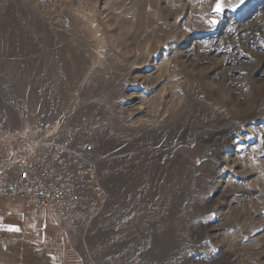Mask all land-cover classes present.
<instances>
[{
    "label": "rangeland",
    "instance_id": "rangeland-1",
    "mask_svg": "<svg viewBox=\"0 0 264 264\" xmlns=\"http://www.w3.org/2000/svg\"><path fill=\"white\" fill-rule=\"evenodd\" d=\"M0 125L69 133L106 197L78 235L18 197L0 264H264V0H0Z\"/></svg>",
    "mask_w": 264,
    "mask_h": 264
},
{
    "label": "built area",
    "instance_id": "built-area-1",
    "mask_svg": "<svg viewBox=\"0 0 264 264\" xmlns=\"http://www.w3.org/2000/svg\"><path fill=\"white\" fill-rule=\"evenodd\" d=\"M0 197L24 207L49 206L63 233L87 229L105 202L101 178L88 154L58 127L5 131L0 125Z\"/></svg>",
    "mask_w": 264,
    "mask_h": 264
},
{
    "label": "crops",
    "instance_id": "crops-1",
    "mask_svg": "<svg viewBox=\"0 0 264 264\" xmlns=\"http://www.w3.org/2000/svg\"><path fill=\"white\" fill-rule=\"evenodd\" d=\"M18 197H14V198H4V197H0V225L4 224L6 221H15L19 224V227H22V225L24 226L25 223H19L18 221L14 220V211H17V205L15 204V199H17ZM23 202V201H22ZM24 208V205H23ZM26 209V208H24ZM57 255V254H56ZM10 257L8 256L7 258H3L4 261H7ZM62 258V257H61ZM59 264H63L62 263V259H60ZM71 262V261H70Z\"/></svg>",
    "mask_w": 264,
    "mask_h": 264
},
{
    "label": "flooded vegetation",
    "instance_id": "flooded-vegetation-1",
    "mask_svg": "<svg viewBox=\"0 0 264 264\" xmlns=\"http://www.w3.org/2000/svg\"><path fill=\"white\" fill-rule=\"evenodd\" d=\"M17 226H19V224L17 223V222H15V221H6L4 224H2V225H0V235H1V233L2 232H7V233H9V236H10V234H12V236H15V234L17 233V231L16 230H14V229H12V231H10L9 229H10V227H15V228H17ZM18 229V228H17ZM17 238V237H16ZM19 239V238H18ZM18 239H13V240H15V242L16 243H20L19 242V240ZM41 245V244H40ZM44 247V246H43ZM38 253H40L39 251H38ZM44 253L46 254V250H44ZM41 254H42V252H41ZM46 257H44V263H46V264H48V263H51L49 260H51L52 259V257H47V255H45ZM12 259V258H11ZM29 259H31V258H28V260H25V257H24V255H21L19 258H18V260H17V262H16V264L18 263V264H34V263H32V261H29ZM13 261V260H12ZM57 262V261H56ZM13 263H15L14 261H13Z\"/></svg>",
    "mask_w": 264,
    "mask_h": 264
},
{
    "label": "bare ground",
    "instance_id": "bare-ground-1",
    "mask_svg": "<svg viewBox=\"0 0 264 264\" xmlns=\"http://www.w3.org/2000/svg\"><path fill=\"white\" fill-rule=\"evenodd\" d=\"M234 129H223L215 134V138L213 139L214 147L219 150V146L224 143V138L234 132ZM82 231V230H81Z\"/></svg>",
    "mask_w": 264,
    "mask_h": 264
},
{
    "label": "snow or ice",
    "instance_id": "snow-or-ice-1",
    "mask_svg": "<svg viewBox=\"0 0 264 264\" xmlns=\"http://www.w3.org/2000/svg\"><path fill=\"white\" fill-rule=\"evenodd\" d=\"M219 8H220V5H217V10H219Z\"/></svg>",
    "mask_w": 264,
    "mask_h": 264
}]
</instances>
